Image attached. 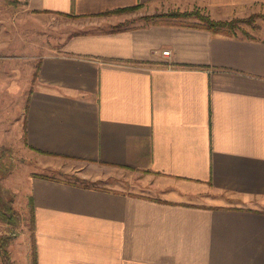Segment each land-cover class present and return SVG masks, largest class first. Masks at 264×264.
I'll use <instances>...</instances> for the list:
<instances>
[{"label": "crops", "instance_id": "crops-1", "mask_svg": "<svg viewBox=\"0 0 264 264\" xmlns=\"http://www.w3.org/2000/svg\"><path fill=\"white\" fill-rule=\"evenodd\" d=\"M161 3L226 16L264 9V0H24L34 13L79 18ZM254 30L86 28L40 58L23 103L26 146L92 180L144 173L158 193L30 177L37 264H264V24Z\"/></svg>", "mask_w": 264, "mask_h": 264}, {"label": "rangeland", "instance_id": "rangeland-1", "mask_svg": "<svg viewBox=\"0 0 264 264\" xmlns=\"http://www.w3.org/2000/svg\"><path fill=\"white\" fill-rule=\"evenodd\" d=\"M178 5L161 3L155 8L134 5L93 18H79L69 14L34 13L25 8L24 0H0V206L6 203L19 216L16 228L0 216V238L8 235L11 228L16 232L14 237L8 239L6 246L11 260L9 264H31L32 253L36 249L33 201L31 205L29 200H33L28 185L30 177L158 193L151 187L153 182L144 178V173L141 175L119 168L101 175L111 178L112 182L107 178L92 180L69 167L67 161L44 156L26 146L21 124L23 103L28 90L35 83L39 60L43 55L56 53L69 34L86 28L109 27L111 30L153 20L163 23L198 22L195 16L169 17L166 14L197 11L212 21H231L235 26L233 30L220 27L217 32L228 36L248 37L254 34L255 27L264 24V9L226 16L195 3ZM14 119L19 123L13 124Z\"/></svg>", "mask_w": 264, "mask_h": 264}, {"label": "trees", "instance_id": "trees-1", "mask_svg": "<svg viewBox=\"0 0 264 264\" xmlns=\"http://www.w3.org/2000/svg\"><path fill=\"white\" fill-rule=\"evenodd\" d=\"M131 7H134V6H131ZM131 7H128V8H131ZM166 15H168L169 17L170 16H173V17L195 16L197 18L198 22H183V21H180L178 23H175V22L172 23L171 22L169 24H177V25L188 26V27L203 28V29L209 30V31H211L213 33L219 32L220 31V29H219L220 27H223V29H229V30H233L234 27H235L232 24L231 21H228V22L212 21V20H209L207 18V16H203V15L199 14L197 11H191V12H185V13H175V14H166ZM151 22H160V21L153 20ZM122 28L120 27V28H115V29H111V30L112 31H118V30H121ZM26 102H27V99H26ZM29 200H30V203L32 205L31 198H29ZM31 205H30V207L32 208ZM6 214H8V215H6ZM0 216H1V219L3 221H5L6 223H8L9 225L13 224L12 225V226H14L13 228H16L19 225V216H17L16 213L14 211H12L6 205V203L5 204L1 203ZM13 228L9 229V234L8 235L1 236V238H0V264H9L10 261H11L10 260V255H9L7 249H6V246H7L8 239L9 238L11 239L16 234L15 230L13 231ZM31 264H37L36 249H34V251L32 253V262H31Z\"/></svg>", "mask_w": 264, "mask_h": 264}, {"label": "built area", "instance_id": "built-area-1", "mask_svg": "<svg viewBox=\"0 0 264 264\" xmlns=\"http://www.w3.org/2000/svg\"><path fill=\"white\" fill-rule=\"evenodd\" d=\"M161 54L167 56V55H169V50H163V51H161Z\"/></svg>", "mask_w": 264, "mask_h": 264}]
</instances>
